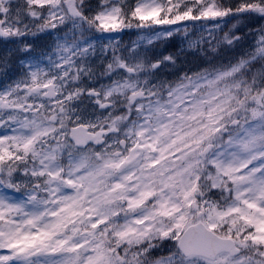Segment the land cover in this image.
<instances>
[{
	"label": "snow or ice",
	"instance_id": "1",
	"mask_svg": "<svg viewBox=\"0 0 264 264\" xmlns=\"http://www.w3.org/2000/svg\"><path fill=\"white\" fill-rule=\"evenodd\" d=\"M89 21L220 52L105 85ZM0 264H264V0H0Z\"/></svg>",
	"mask_w": 264,
	"mask_h": 264
},
{
	"label": "clouds",
	"instance_id": "2",
	"mask_svg": "<svg viewBox=\"0 0 264 264\" xmlns=\"http://www.w3.org/2000/svg\"><path fill=\"white\" fill-rule=\"evenodd\" d=\"M100 2L107 4L110 0H100ZM80 3L86 4V0H80ZM129 23L130 26L126 25L114 33L105 35L102 30H97L94 24L89 21L83 25L82 35L77 33L75 36L76 39L97 37L105 43L111 41L115 46L114 56L101 57L103 63L111 67L97 66L93 79L99 80L101 84L106 85L108 83L107 77L113 73L125 79L171 81L184 75L188 68L194 64L207 63L220 52V49L211 52L207 47L201 51L188 46V40L194 39L198 34L197 28L190 29L187 35L181 32L172 37H165L158 35L163 29L152 26L140 28L136 22L130 21ZM66 24L67 26L61 35L67 34V38L72 39V19L70 17ZM172 41H175V46L169 47ZM115 57L127 62L134 73H120L119 64Z\"/></svg>",
	"mask_w": 264,
	"mask_h": 264
},
{
	"label": "rangeland",
	"instance_id": "3",
	"mask_svg": "<svg viewBox=\"0 0 264 264\" xmlns=\"http://www.w3.org/2000/svg\"><path fill=\"white\" fill-rule=\"evenodd\" d=\"M126 35H127V34H126ZM173 45H175V43H174Z\"/></svg>",
	"mask_w": 264,
	"mask_h": 264
}]
</instances>
